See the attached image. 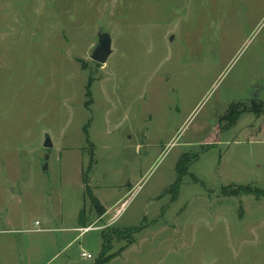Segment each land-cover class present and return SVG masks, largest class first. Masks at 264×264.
I'll use <instances>...</instances> for the list:
<instances>
[{
	"label": "rangeland",
	"instance_id": "obj_1",
	"mask_svg": "<svg viewBox=\"0 0 264 264\" xmlns=\"http://www.w3.org/2000/svg\"><path fill=\"white\" fill-rule=\"evenodd\" d=\"M103 257L264 264V0H0V264Z\"/></svg>",
	"mask_w": 264,
	"mask_h": 264
},
{
	"label": "water",
	"instance_id": "obj_2",
	"mask_svg": "<svg viewBox=\"0 0 264 264\" xmlns=\"http://www.w3.org/2000/svg\"><path fill=\"white\" fill-rule=\"evenodd\" d=\"M97 43L93 47L89 57L100 64H103L107 61L108 57L112 53V40L108 32H99L97 34ZM172 39V36L169 40ZM42 145L46 148L52 146L51 139L48 133H45ZM43 169H47V165H43Z\"/></svg>",
	"mask_w": 264,
	"mask_h": 264
},
{
	"label": "trees",
	"instance_id": "obj_3",
	"mask_svg": "<svg viewBox=\"0 0 264 264\" xmlns=\"http://www.w3.org/2000/svg\"><path fill=\"white\" fill-rule=\"evenodd\" d=\"M230 109L232 110L231 106H230ZM245 112V109H242L241 111H239L238 113H236L235 115H233L230 119V126H234L237 119L239 118L240 114ZM231 114V113H230ZM196 158V155H193L190 159L189 158H186V155H182L179 160L177 161L176 163V166H175V170H176V174H177V180L172 184L171 188L174 187V188H177L179 186V180L181 179V177L183 175L186 174L187 172V169H188V166L191 162L192 159ZM92 202L94 205L97 206V209H102L101 205L99 204V201L98 199L92 195ZM107 257H103L102 259H99L97 261V263L95 264H105L107 262Z\"/></svg>",
	"mask_w": 264,
	"mask_h": 264
},
{
	"label": "crops",
	"instance_id": "obj_4",
	"mask_svg": "<svg viewBox=\"0 0 264 264\" xmlns=\"http://www.w3.org/2000/svg\"><path fill=\"white\" fill-rule=\"evenodd\" d=\"M120 192V191H119ZM96 197V196H95ZM97 198V197H96ZM98 199V198H97ZM98 201H99V204L101 205V207H102V211H104L105 210V207H107V205L108 204H106V203H103L100 199H98ZM79 221V220H78ZM35 223H38V225L40 224V222H38V221H36ZM81 226H80V222H78V225H76V226H73V227H71V228H63V229H67V230H76V229H79ZM47 229H49V228H38V229H35V230H37V231H41V230H47ZM92 229V228H91ZM66 231V230H65ZM79 231V230H78ZM71 241H73V240H71ZM70 241V242H71Z\"/></svg>",
	"mask_w": 264,
	"mask_h": 264
},
{
	"label": "built area",
	"instance_id": "obj_5",
	"mask_svg": "<svg viewBox=\"0 0 264 264\" xmlns=\"http://www.w3.org/2000/svg\"><path fill=\"white\" fill-rule=\"evenodd\" d=\"M37 224V223H36ZM89 228H85V229H82V231H86V230H88ZM81 257H83V258H91L92 256H91V254L90 253H87V252H85V251H82L81 252Z\"/></svg>",
	"mask_w": 264,
	"mask_h": 264
}]
</instances>
